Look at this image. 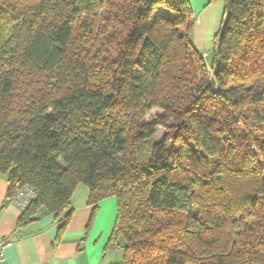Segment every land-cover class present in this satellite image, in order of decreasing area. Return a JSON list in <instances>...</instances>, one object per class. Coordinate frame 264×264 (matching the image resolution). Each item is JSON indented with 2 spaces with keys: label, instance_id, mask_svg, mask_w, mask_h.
Returning a JSON list of instances; mask_svg holds the SVG:
<instances>
[{
  "label": "trees",
  "instance_id": "obj_1",
  "mask_svg": "<svg viewBox=\"0 0 264 264\" xmlns=\"http://www.w3.org/2000/svg\"><path fill=\"white\" fill-rule=\"evenodd\" d=\"M226 3L208 57L191 0H0V174L37 194L20 224L64 230L83 183L94 212L117 199L122 264H264V0Z\"/></svg>",
  "mask_w": 264,
  "mask_h": 264
},
{
  "label": "crops",
  "instance_id": "obj_2",
  "mask_svg": "<svg viewBox=\"0 0 264 264\" xmlns=\"http://www.w3.org/2000/svg\"><path fill=\"white\" fill-rule=\"evenodd\" d=\"M195 14L193 40L207 54L215 43L226 12V0H191ZM80 186V185H79ZM79 186L71 199L72 215L64 230V215L41 208L35 219L20 224L25 209L9 197L8 175L0 174V238H10L5 264H122L120 247L107 250L117 217V199L109 197L94 207L89 192Z\"/></svg>",
  "mask_w": 264,
  "mask_h": 264
},
{
  "label": "built area",
  "instance_id": "obj_3",
  "mask_svg": "<svg viewBox=\"0 0 264 264\" xmlns=\"http://www.w3.org/2000/svg\"><path fill=\"white\" fill-rule=\"evenodd\" d=\"M37 194L33 188L30 186H24L18 192L15 200L26 209L32 200L36 198ZM12 246V240L10 238L4 239L0 238V264H5L6 261V251Z\"/></svg>",
  "mask_w": 264,
  "mask_h": 264
},
{
  "label": "rangeland",
  "instance_id": "obj_4",
  "mask_svg": "<svg viewBox=\"0 0 264 264\" xmlns=\"http://www.w3.org/2000/svg\"><path fill=\"white\" fill-rule=\"evenodd\" d=\"M160 12L162 14H167L166 11H163V10H161ZM192 39H193V37H192ZM201 51L203 52V50H201ZM209 56L210 55L208 54V57ZM164 113L165 112L163 110H161L160 108H153V109H151L148 112V114L146 115V119L145 120L146 121H151V120L155 119L156 117L164 116ZM166 132H167V129L165 127H163V126L162 127H159V129L157 130V132L155 133V135L151 138L152 143H157V142L161 141L162 138L164 137V135L166 134ZM78 190H79L78 191L79 192L78 194H81V196L83 194H85V192H89V189H88L87 185H85L83 183L80 184ZM123 244H124V241L121 240L120 256H121V259L124 260V248H123Z\"/></svg>",
  "mask_w": 264,
  "mask_h": 264
}]
</instances>
